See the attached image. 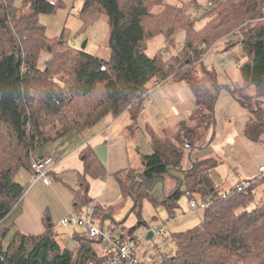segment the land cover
<instances>
[{
    "label": "trees",
    "instance_id": "trees-1",
    "mask_svg": "<svg viewBox=\"0 0 264 264\" xmlns=\"http://www.w3.org/2000/svg\"><path fill=\"white\" fill-rule=\"evenodd\" d=\"M81 1L78 17L83 28L100 19L108 25L107 60L69 47L64 30L55 38L46 35L39 16L55 13L61 2L21 0L16 7L15 0H0V222L21 199L24 187L16 176L21 170L31 171V155L40 147L72 132L84 133L105 117L125 111L135 125L144 109L145 94L171 79L189 86L195 109L188 120L179 123L172 138L158 137L147 127L152 152L142 156L140 173L128 172L123 184L116 177L132 198L130 214L137 218L136 226L121 241L135 239L133 232L141 226L152 229L141 219L144 200L163 206L172 218L184 189L197 201L209 203L202 211L201 224L175 234L172 254H162L153 245L151 256L163 257L165 264H264V176L250 180V186L241 192L234 187L222 197L209 175L217 166L215 158L196 159L188 168L182 164L185 153L201 146L204 133L213 124L222 90L252 114L245 126L246 136L257 140L264 132V0H187L192 6L212 4L197 17L180 6L163 5V0ZM155 6L164 7L153 12ZM235 29L238 35L226 46H239L235 65L240 83L229 88L218 84L216 73L201 58ZM180 31L185 32L183 47L173 53ZM157 37L162 38V48L148 56V43ZM42 53L49 56L43 69L38 66ZM53 121L62 130L53 138L44 136L41 128ZM80 159L87 175L104 176L90 148ZM171 172L179 173L180 178ZM168 177L175 179V185L158 202L150 188L165 183ZM258 185L262 190L257 199ZM82 186L77 209L90 203L87 184ZM99 210L94 207L95 213ZM5 240L0 238V264L103 261L100 242L84 238L74 254L56 242L49 223L42 235L15 232L8 243Z\"/></svg>",
    "mask_w": 264,
    "mask_h": 264
},
{
    "label": "crops",
    "instance_id": "crops-1",
    "mask_svg": "<svg viewBox=\"0 0 264 264\" xmlns=\"http://www.w3.org/2000/svg\"><path fill=\"white\" fill-rule=\"evenodd\" d=\"M74 1L59 0L62 6ZM233 38L235 35L231 34L230 37L219 40L201 58L203 64L216 73L218 84L229 88L240 83L235 65L240 55L239 46H226L227 41ZM184 39L185 32L180 31L175 38L173 53L182 49ZM194 109L195 100L189 86L185 82L167 79L157 83L149 91L148 101L135 125L129 112L125 111L117 117H105L84 133L72 132L44 144L34 156L53 157L54 162L48 174L50 184L42 179L32 182V171L21 170L16 181L24 187L23 195L8 216L0 222V229L3 228L10 241L15 232L30 236L42 235L46 230V223H49L56 242L76 254L85 238L84 230L74 223L64 228L60 222L68 214L91 212L97 226L104 229L106 224L108 229L115 230L116 235L112 237L126 236L121 229L130 214V211L128 214L127 212L133 200L124 193L122 184L125 183L128 172L140 173L142 156L152 152L146 128H151L158 137L172 138L179 123L188 120ZM250 119H253L252 114L228 91L222 90L215 103L213 124L204 133L201 146L185 153L183 167L188 168L191 161L196 159L215 158L217 166L209 171V175L217 192L228 181H235L234 188L245 180L259 178L258 169L264 166V132L257 136V140L248 138L245 126ZM88 148L103 167L102 178L89 176L84 170L80 154ZM116 177L120 178L122 184ZM175 178H180V175L176 173ZM83 183L87 184L90 203L77 209V194L84 191ZM178 202L179 200L176 205ZM92 206L99 207V212L95 213L94 208L91 211ZM104 206L106 207L103 208ZM162 225L165 229L166 224ZM149 232L146 230L143 235L146 237L145 241H149ZM145 247L141 249L140 255L143 258L152 257V245ZM102 250L103 264L106 253Z\"/></svg>",
    "mask_w": 264,
    "mask_h": 264
},
{
    "label": "rangeland",
    "instance_id": "rangeland-1",
    "mask_svg": "<svg viewBox=\"0 0 264 264\" xmlns=\"http://www.w3.org/2000/svg\"><path fill=\"white\" fill-rule=\"evenodd\" d=\"M187 0H163V5H177L180 6L183 10H188L190 14L193 16L194 13L192 10V7H196L198 5L192 6V4H187ZM59 2V0H58ZM185 2L186 5L184 3ZM21 0H15V6H21ZM176 3V4H175ZM181 3V4H180ZM198 4H201V2H198ZM82 1L81 0H75L71 4H67L66 6H62L60 9H57L55 13L50 15H40L39 16V22L45 27L46 29V35L49 38H55L61 35L62 31L63 36L65 35L66 43L71 48H76L77 50H81V46L84 41H86V47L85 51L88 54L95 55L96 57L107 60L109 58V49L107 47V37H108V25L107 23L100 19L92 23L91 25L87 26L86 28H83L81 19L78 17V11L81 8ZM162 5V4H161ZM162 7L164 6H155L152 8L153 12H159L162 10ZM160 40H162L161 37H157L156 39L150 41L147 46V55L152 56L154 52L158 51L162 48V43H160ZM162 42V41H161ZM168 55V53H166ZM42 53L40 55L38 66L39 68L43 69L44 63L49 56ZM58 81V78L55 79ZM68 114V112H67ZM53 124L45 125L43 128H41V131L44 136L47 137H55L58 132L62 130L60 123L58 121H53ZM35 154V153H34ZM32 154V155H34ZM31 155V156H32ZM177 173V172H176ZM179 174V173H178ZM171 176H174L173 174H170ZM176 177V176H175ZM235 181H228L225 183V186H221L218 188L219 193L227 192L229 189H232L234 186ZM174 187V180L171 177L166 178L164 185H162L161 182H157L154 184L153 187L150 188V195L155 198L158 202H161L163 199L164 194L169 195L168 193L172 191ZM260 185L256 188L257 199L259 198L260 192H261ZM183 195L180 197L179 202L177 203L178 209L176 210L175 214L172 218H170L167 214L166 209L159 205L155 207L148 199L143 201L142 204V211H141V219L151 228L158 227L162 224H166L165 226V237L164 238H152L151 243L152 246L156 245L157 248L160 249L162 254H172L175 250V245L173 243V237L175 234L184 232L188 229H192L194 227H198L201 224V218H202V211H199L198 213H191L190 209L188 207V201L187 197L185 195L184 189ZM192 197V196H191ZM193 198V197H192ZM194 199V198H193ZM197 201L196 199H194ZM200 203V201H197ZM130 206L127 214L129 213L131 207ZM126 214V215H127ZM137 224V218L134 214H128L126 223L124 224L123 234L126 236L128 235L127 231L128 229L135 227ZM65 228V227H64ZM104 230L110 235L115 236V230L108 229V226L105 224ZM147 228L145 226H141L139 228H136L133 232V236L137 237L141 241V246L139 248V255L140 250L145 249V238L143 235ZM5 231L1 227L0 229V238L2 240L6 239L5 242L8 243V237L7 234H4ZM4 234V237L2 235ZM142 235V237H140ZM149 252V250L147 251Z\"/></svg>",
    "mask_w": 264,
    "mask_h": 264
},
{
    "label": "built area",
    "instance_id": "built-area-1",
    "mask_svg": "<svg viewBox=\"0 0 264 264\" xmlns=\"http://www.w3.org/2000/svg\"><path fill=\"white\" fill-rule=\"evenodd\" d=\"M211 5L210 2H202L196 7L193 6L192 11L195 17L199 16L204 9ZM232 34L238 35V29L233 30ZM148 95L149 92L145 94L144 105L148 101ZM53 162L54 159L52 156L46 155L35 157L32 155L30 169L33 176L31 181L34 182L42 179L47 184H50L51 180L48 174L51 171ZM258 174L259 176H264V166L259 167ZM250 184V180H245L236 186V190L241 192L243 189L248 188ZM185 195L191 213L203 211L209 204L208 202L199 203L195 201L188 192H185ZM222 197H225L224 193L222 194ZM94 207L92 206L91 211ZM105 207L106 206L103 208ZM71 223H74L76 226H79L84 230V237L87 240L100 242V246L107 256L104 264H165V261L161 256L143 258L142 255H139V248L141 246L140 239L135 238L128 241H121V238L119 237L110 236L102 227L95 224L91 212L86 214H68L60 222L63 227H67ZM150 232H152V237L157 239L163 238L165 235L164 226L161 228H152ZM150 241L151 240L145 241L146 243L144 245L151 246L152 244ZM141 251L142 250H140V252Z\"/></svg>",
    "mask_w": 264,
    "mask_h": 264
},
{
    "label": "water",
    "instance_id": "water-1",
    "mask_svg": "<svg viewBox=\"0 0 264 264\" xmlns=\"http://www.w3.org/2000/svg\"><path fill=\"white\" fill-rule=\"evenodd\" d=\"M86 47V41L83 42L82 46H81V50H84ZM131 185V184H130ZM2 237H4V234L2 235ZM152 238V232H149L147 235V239H151Z\"/></svg>",
    "mask_w": 264,
    "mask_h": 264
}]
</instances>
